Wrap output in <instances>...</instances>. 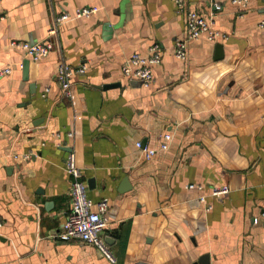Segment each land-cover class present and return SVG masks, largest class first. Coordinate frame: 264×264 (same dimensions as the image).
<instances>
[{
  "label": "crops",
  "instance_id": "1",
  "mask_svg": "<svg viewBox=\"0 0 264 264\" xmlns=\"http://www.w3.org/2000/svg\"><path fill=\"white\" fill-rule=\"evenodd\" d=\"M243 2L0 0V65L15 64L0 76V264H264V0ZM82 7L97 11L75 17ZM190 10L214 14L220 34L193 40L182 60ZM66 12L26 75L11 42L46 38ZM155 44L153 83L126 77V58ZM61 62L87 66L72 97L56 79ZM70 144L89 197L110 200L102 235L115 263L55 238L72 206Z\"/></svg>",
  "mask_w": 264,
  "mask_h": 264
},
{
  "label": "built area",
  "instance_id": "2",
  "mask_svg": "<svg viewBox=\"0 0 264 264\" xmlns=\"http://www.w3.org/2000/svg\"><path fill=\"white\" fill-rule=\"evenodd\" d=\"M244 0H233L235 3H242ZM185 0H176L179 9L185 6ZM97 11L95 7L78 8L75 17H91ZM72 16L69 13H62L57 17L53 27L49 30L46 38L30 42L28 40H13L12 45L20 46L25 53V56L32 61H38L47 56L53 48L51 37L54 36L59 29V26L70 19ZM220 34L216 26L214 14H206L197 10H190L186 13V27L184 35L176 39L175 54L182 60H187L190 53V43L201 37H206L209 40H215ZM151 53L144 55L141 52L135 51L126 58L122 71L124 75L130 79H140L145 86H150L155 80L153 67L162 60V51L158 44L151 47ZM23 60L20 62L22 66ZM14 63L0 65V76L10 74L15 66ZM87 70L85 64L75 67L71 64L61 62L56 71V79L60 84L63 95L66 97L73 96L74 76L82 74ZM48 89V88H47ZM61 137V133H56ZM74 136L73 130L67 131V137ZM172 139V134H165V142L161 147L166 149L169 147V141ZM61 143H58L60 145ZM147 158L156 154L157 150L154 147L144 145L138 142ZM65 160V168L72 176L71 183V198L72 206L69 210L65 221L60 228V231L55 234V238L63 241L78 240L84 243L96 245L103 254L113 263L116 262V257L111 251L108 243L104 240L102 232L107 226L108 214L110 210V200L101 198L93 200L88 195V183L83 176L82 168L77 163L76 150L72 144ZM30 157L31 154H26ZM189 188H203L201 184H189ZM229 191L228 185L212 188L211 195L216 196ZM200 200L206 204V210L212 208V204L208 202L206 194L200 196ZM264 215V212H263ZM256 221V218H255ZM258 221V218H257Z\"/></svg>",
  "mask_w": 264,
  "mask_h": 264
},
{
  "label": "water",
  "instance_id": "3",
  "mask_svg": "<svg viewBox=\"0 0 264 264\" xmlns=\"http://www.w3.org/2000/svg\"><path fill=\"white\" fill-rule=\"evenodd\" d=\"M29 64H30V59L28 58L24 61V71H25L26 75L28 74ZM89 183H91V181Z\"/></svg>",
  "mask_w": 264,
  "mask_h": 264
}]
</instances>
